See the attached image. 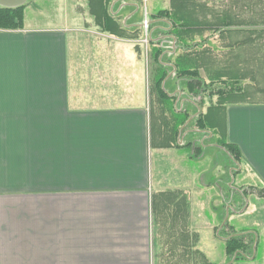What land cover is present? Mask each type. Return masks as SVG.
I'll return each mask as SVG.
<instances>
[{
	"label": "crops",
	"instance_id": "1",
	"mask_svg": "<svg viewBox=\"0 0 264 264\" xmlns=\"http://www.w3.org/2000/svg\"><path fill=\"white\" fill-rule=\"evenodd\" d=\"M78 1L30 0L22 28L0 29V264H264L249 201L264 193L244 190L264 188V0L210 37L209 87L191 97L175 74L154 85L132 1ZM198 49L170 56L200 67ZM233 230L252 250L238 261Z\"/></svg>",
	"mask_w": 264,
	"mask_h": 264
},
{
	"label": "trees",
	"instance_id": "2",
	"mask_svg": "<svg viewBox=\"0 0 264 264\" xmlns=\"http://www.w3.org/2000/svg\"><path fill=\"white\" fill-rule=\"evenodd\" d=\"M29 1L30 0H28L24 5L17 7H5L0 5V29L22 28L25 16L24 9ZM193 5L194 3L191 1L189 2V0H172V6L170 9H161L158 14H151L148 18L151 25V33L148 37L151 59L150 78L157 88H159L158 84H160L162 93H165L166 91L163 86V82L168 78V69H173L174 73L176 74L192 73L193 77L187 80L188 89L192 91L195 90L196 92L199 91L201 93L206 91L209 87V84L200 75L199 68L203 67L206 70V73L209 72V47L207 43L210 40V37L214 35V33H220L223 36L226 32H236L240 30L239 19L231 12H225L223 15L214 13L209 18L200 19L195 14L196 9ZM153 21H159L160 23H163V25H158L156 29L162 31L163 36L160 38L154 36L153 34ZM140 25H143V21L141 24L132 22V32L135 33V36L139 32L138 29L141 28ZM236 26H238L239 29ZM125 30L126 28L122 27V32ZM206 32H208L207 35H205ZM197 37L201 38L199 42H196ZM136 38H139L138 35ZM232 42L237 43L240 41L238 39H234ZM167 44L171 46L170 49L166 47ZM195 48H199L198 54L196 56L200 57L201 59L200 67L191 68L190 66L193 65V63H185L183 60V55L177 56L176 59L170 56L172 53H174V49L192 50ZM167 59H169L171 62L170 66L166 65L164 62ZM154 62L157 64V74L161 72L160 76L156 78L157 81L153 79V76L156 74V67H153ZM196 81L204 82L206 87L200 89L198 86L193 84V82ZM232 82L234 85L233 88H235L236 81ZM227 146L234 159L239 160L241 155L238 146L235 144H227ZM246 239L247 238L244 236V234L236 231L227 238L225 242V251L228 255H232L234 261H238L241 257H244V255L248 254L250 243Z\"/></svg>",
	"mask_w": 264,
	"mask_h": 264
},
{
	"label": "rangeland",
	"instance_id": "3",
	"mask_svg": "<svg viewBox=\"0 0 264 264\" xmlns=\"http://www.w3.org/2000/svg\"><path fill=\"white\" fill-rule=\"evenodd\" d=\"M91 1L94 3L95 0L78 1L79 3L77 4L78 5L77 7H80L79 5L81 4V5H83V8L85 7V10L83 9V11H86V9H87L88 11L90 10L91 13H93L94 10L96 12L97 11L100 12V9H95V8H97L95 4H94V7L91 6V4H92ZM96 1L99 4L101 2V0H96ZM127 1H132V22L137 23V24H141L142 21L145 19L146 15L149 18V16L151 14H158V12H160L161 9L162 10L163 9H167V8L170 9L171 6H172V0H117V2H115V4H114L113 10L117 11L118 7L120 6V10L122 12L125 11L126 13H128L127 11H130V10H128V8H126V6H125V5H127L126 4ZM190 1L192 3H194L193 6L196 9L195 14L200 19L209 18L214 13L223 15V14H225V12H231V11L235 13L234 15H237L238 17L240 16V6H241L240 5V0H189V2ZM74 2H75V0H74ZM87 5H88V8H87ZM152 23H154V28H152V30L154 31V33H153L154 36H157L159 38L162 37L163 36L162 31H159V30H156V29H157L158 25H160V24L163 25V23H160L159 21H153ZM108 25H109V23H108ZM140 26H141V28L138 29L139 32H138L137 35H138L139 38H141V40H137V38H136L137 35L135 36V33L132 32V43H134V45L135 44L138 45V43H142L143 46H141V47L146 49L147 45H146V42L144 41V39L146 37H149V34L151 33V25L149 23V28H148L147 31L144 28V25H140ZM236 27L238 28V26H236ZM207 33L208 32H206L205 35H207ZM200 40H201L200 37L196 38V42H199ZM255 45L256 44L254 43L253 46H255ZM166 47L169 48V49L171 48V46L168 45V44H167ZM149 49H150V47H149ZM250 53H252V52H250ZM156 65H157L156 62H154L153 63V67H156L155 68L156 69V74L153 76V79H155V81H157L156 78L158 76H160V73H161V72H159L157 74L158 69H157ZM168 70H169V75H168L169 78L171 76H174V74H175L176 78L179 79V82L184 83L183 84L184 88L186 89L188 87L187 80H189L191 77H193L192 73L176 74V73H174L173 69H168ZM193 84L198 86L200 89H203V88L206 87L205 83L204 82H200V81L193 82ZM158 87L160 89V84H158ZM191 91L192 90L189 89V91L186 92V94H188L187 96H189V97L192 96V95H190ZM198 92H197V94H198ZM199 93H201V92H199ZM234 166L238 167L237 165H234ZM234 174H235V176H237V178L235 180L232 179V181L234 182V184H232V185H233V187H236V186L240 185L239 178H238V174L239 173L234 172ZM244 190L246 192H250V194H252V192L258 193L259 195H261V192L264 193V188H257L255 185H252L250 182H249V184H247L244 187ZM249 201H250L252 207L255 206V208H257V205L259 203H261V204H259L261 206L264 204V197L259 196L258 198H256L254 195H250L249 196ZM233 202H235V200H233ZM237 202L238 203H235V206L237 208L241 207L242 201H237ZM249 213H250L249 216L243 217V218H239L241 223L251 224L255 228H259L260 229V227H261L260 223L263 221V219L262 218H257V216L256 217L252 216L251 211ZM235 219H236V216L234 215L233 217L230 218V221L235 223ZM235 224H237V223H235ZM237 227H239V226H237ZM231 232L233 233V232H235V230H233ZM220 233L222 235H226V236H227V234L228 235L230 234V232L226 231V230H222V231H220ZM214 235H215V232L213 233L212 237L210 238L211 240L214 238ZM206 239H208V238H206ZM215 239H216V244H217V246H216L217 258H218L219 262H224L225 261V256H224V253H223V250H222L224 248L221 247V243H222L223 238L217 235ZM248 239H246V240H248ZM207 243H208V241L206 240V241H204L203 244L206 246ZM210 252H211L210 255H211V258H212L214 255L212 254V251H210ZM249 253L251 254L252 250L249 249Z\"/></svg>",
	"mask_w": 264,
	"mask_h": 264
},
{
	"label": "water",
	"instance_id": "4",
	"mask_svg": "<svg viewBox=\"0 0 264 264\" xmlns=\"http://www.w3.org/2000/svg\"><path fill=\"white\" fill-rule=\"evenodd\" d=\"M28 0H0V5L5 7H17L24 5Z\"/></svg>",
	"mask_w": 264,
	"mask_h": 264
},
{
	"label": "built area",
	"instance_id": "5",
	"mask_svg": "<svg viewBox=\"0 0 264 264\" xmlns=\"http://www.w3.org/2000/svg\"><path fill=\"white\" fill-rule=\"evenodd\" d=\"M143 25H144V28H145L146 31H147L148 28H149V19H148L147 15L145 16V19L143 20ZM145 41H146V42L148 41V37H146Z\"/></svg>",
	"mask_w": 264,
	"mask_h": 264
}]
</instances>
